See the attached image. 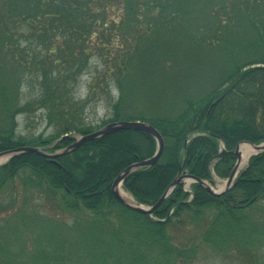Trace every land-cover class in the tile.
I'll return each instance as SVG.
<instances>
[{"label":"trees","instance_id":"16d2710c","mask_svg":"<svg viewBox=\"0 0 264 264\" xmlns=\"http://www.w3.org/2000/svg\"><path fill=\"white\" fill-rule=\"evenodd\" d=\"M26 78L38 95L21 103ZM94 100L110 109L95 126L85 122ZM37 110L50 129L19 132L17 116ZM119 119L147 121L164 139L157 162L123 180L136 201L154 204L182 162L210 183L227 177L238 142L264 141V0H0V151L53 152ZM155 150L152 135L122 129L55 158L24 152L0 164V264H183L200 247L219 254L236 243L258 254L264 151L223 194L181 182L149 218L111 183Z\"/></svg>","mask_w":264,"mask_h":264},{"label":"water","instance_id":"95a60500","mask_svg":"<svg viewBox=\"0 0 264 264\" xmlns=\"http://www.w3.org/2000/svg\"><path fill=\"white\" fill-rule=\"evenodd\" d=\"M122 129L143 131V132H146L152 135L156 140V150L153 153V155L126 166L124 169H122L118 173V175L113 179L111 183V191L113 195L115 196V198L120 203H122L123 205H125L126 207L134 211L145 214L149 218H152V214L154 210L171 193L174 187L181 182H185V185H188L190 182H197V183H200L208 192H210L213 195L223 194L224 192H226L228 189H230L234 185L238 173L241 172V169L243 168V166L247 164L249 158L252 155H256L264 151V141L253 143L247 140H243V141L238 142L233 150V153L236 155V160L231 168V171L228 177L225 179L224 184L217 189H215L212 186V184L208 182L207 180L196 177L192 174L185 172L183 169L184 162H182L180 164L178 173L175 176V178L172 180V182L167 187V189L164 191V193L159 197V199L152 205H146V204L140 203L136 201L132 196H131V199L128 200L121 195L120 190H119V187L122 186L123 180L131 172L139 168L147 167V166H151L155 164L162 154L163 147H164L163 136L158 131V129H156V127H154L152 124L144 120L119 119V120L108 122L102 127L94 131H91L85 134H78L77 136H73L74 139L69 145L55 152L48 151L47 146L41 147V146H32V145H22V146H18L12 149L0 151V164L6 162L9 158L13 157L14 155L24 153V152H31V153L40 154V155H43L49 158H55L59 155H62L69 151L74 150L76 147H78L80 144L86 141L93 140L107 133H111V132L122 130ZM67 136L68 134H64L59 139H63ZM187 141H188V137H186L185 139V145ZM241 145H246L249 149V153L244 158V160H242V154L240 152ZM223 151H224V144L222 141H220V150H219L218 155H221Z\"/></svg>","mask_w":264,"mask_h":264},{"label":"rangeland","instance_id":"374dc122","mask_svg":"<svg viewBox=\"0 0 264 264\" xmlns=\"http://www.w3.org/2000/svg\"><path fill=\"white\" fill-rule=\"evenodd\" d=\"M91 66L90 69L93 70L96 66V68L100 67V62L92 58L90 60ZM92 71L85 72L81 75L79 84L77 85V89L75 94L78 95L80 98L85 97L86 95V84L89 80V74ZM38 95V88L34 81H30L29 78H26L23 80L22 87L20 89V102L24 103L28 100H31L35 98ZM110 95L116 99L118 95V91L116 88L111 86ZM134 105H132L133 107ZM134 112H138L139 108L134 107L132 108ZM130 111V110H128ZM110 115V109L105 105L102 101H91L87 105V108L85 110V122L95 126L99 124L102 118H106ZM18 120V131L21 133H37L39 131L43 130H49L50 127L46 128L45 121L43 119V116L41 114V111L37 110L32 113H28V116L26 117V114H21L17 116ZM74 136H77L73 134ZM59 150V149H58ZM55 150V151H58ZM53 151V152H55ZM214 182L212 183V186L217 189L220 186L224 184V180L227 177L221 178L217 176L215 173H213ZM189 186V185H188ZM188 186H185V188H188ZM6 197L3 196L0 201ZM45 215V214H44ZM253 217H255L256 220H260V217L256 214H252ZM0 221L4 220V213L0 215ZM60 217H64L63 219L70 223L72 222L73 218H70L69 215L65 213V215H61ZM257 221H254V224ZM257 227L254 226V229ZM28 231L27 233H29ZM261 232V230H260ZM190 234L196 233L194 229H186L184 234ZM187 234V235H188ZM28 238V235L26 234V242ZM17 244V243H16ZM29 247V245H28ZM258 254L254 253V250L252 251L251 256H249L246 248H243L238 243L232 244L231 247L226 248L225 250H222L219 254L216 253L210 246H203L198 249L195 258L193 261L183 264H264V244L258 249ZM182 264V263H181Z\"/></svg>","mask_w":264,"mask_h":264},{"label":"bare ground","instance_id":"6f19581e","mask_svg":"<svg viewBox=\"0 0 264 264\" xmlns=\"http://www.w3.org/2000/svg\"><path fill=\"white\" fill-rule=\"evenodd\" d=\"M240 152H241V154H242V160H244V158H245V157L247 156V154L249 153V149H248V147H247L246 145H241V147H240ZM119 190H120L121 195H122L124 198H126V199H128V200L131 199L130 194H129L128 192H126L122 186L119 187Z\"/></svg>","mask_w":264,"mask_h":264}]
</instances>
